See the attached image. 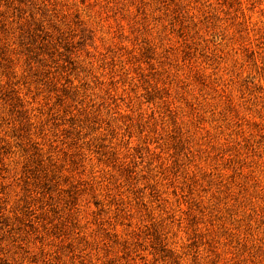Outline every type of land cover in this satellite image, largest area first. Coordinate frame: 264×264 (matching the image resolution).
<instances>
[{
	"label": "rangeland",
	"instance_id": "rangeland-1",
	"mask_svg": "<svg viewBox=\"0 0 264 264\" xmlns=\"http://www.w3.org/2000/svg\"><path fill=\"white\" fill-rule=\"evenodd\" d=\"M0 264H264V0H0Z\"/></svg>",
	"mask_w": 264,
	"mask_h": 264
}]
</instances>
